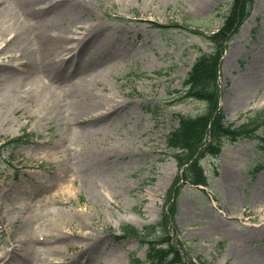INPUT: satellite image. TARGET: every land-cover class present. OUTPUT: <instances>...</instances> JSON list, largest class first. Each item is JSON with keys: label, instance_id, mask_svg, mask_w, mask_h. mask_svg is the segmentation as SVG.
<instances>
[{"label": "rangeland", "instance_id": "rangeland-1", "mask_svg": "<svg viewBox=\"0 0 264 264\" xmlns=\"http://www.w3.org/2000/svg\"><path fill=\"white\" fill-rule=\"evenodd\" d=\"M83 1L86 9L74 20L97 26L101 35L68 54L60 79L40 80L19 53H0L1 141L24 133L34 141L0 149V255L11 233L20 246L11 264H132V257H145L139 240L116 236L125 225L142 230L161 220L177 174L166 136L178 124L177 113L197 115L205 108L180 99L193 62L212 50L196 31L217 30L232 0ZM173 22L188 28L154 26ZM44 26L29 19L19 42L28 40L36 51L34 36ZM227 52L221 105L238 127L264 110V0H255ZM73 60L86 62L89 78L72 73ZM113 101L120 104L116 115L104 109ZM86 102L94 103L88 109L104 103L93 113L109 117H83ZM259 135L264 138L262 130ZM223 144L217 158L203 161L211 183L206 192L182 188L175 232L195 259L201 254L215 257L214 264H264V233L246 236L247 229L264 228V143L243 138ZM72 230L81 235L66 233Z\"/></svg>", "mask_w": 264, "mask_h": 264}, {"label": "trees", "instance_id": "trees-1", "mask_svg": "<svg viewBox=\"0 0 264 264\" xmlns=\"http://www.w3.org/2000/svg\"><path fill=\"white\" fill-rule=\"evenodd\" d=\"M253 2L254 0L232 1L220 31L206 36L214 44V51L199 57L185 79L186 89L183 97L204 101L206 109L197 116L178 115V127L167 137V147L181 172L178 173L167 191V207L158 224L164 227L162 236L157 239L144 240L141 238V232L136 228H125L124 235L141 238L142 242L148 245L145 257V262L148 264H195L191 260L184 259L167 229L169 218L177 212L180 184L208 186L209 179L201 165V159L207 155L216 156L220 152L221 138L227 136L233 142L243 137L258 139L256 131L264 128V112L256 113L247 124L231 129L224 123L225 115L219 108V69L225 42L238 32L241 24L249 16ZM209 138L210 142H208ZM21 143H25L23 137L14 139L9 144L19 145ZM146 229L148 230L149 227ZM201 264L210 263L201 261Z\"/></svg>", "mask_w": 264, "mask_h": 264}, {"label": "bare ground", "instance_id": "bare-ground-1", "mask_svg": "<svg viewBox=\"0 0 264 264\" xmlns=\"http://www.w3.org/2000/svg\"><path fill=\"white\" fill-rule=\"evenodd\" d=\"M38 5H42L43 7L36 8ZM84 9H86V4L83 0H0V35H2L0 40L3 41V45L0 44V53L7 49H11V57H14L15 53H19L18 58L27 59L30 63L28 70L34 73L36 72L40 80L42 78L43 81L45 78L48 79V81L60 79L61 75L59 73L64 72V68L59 72L58 70L60 69V65H64V67L68 65L69 58L71 57H69L68 54H70L72 50H76L84 40H88L89 43H91L99 39L101 35V32L98 30L100 28L97 26L87 28L81 25L82 22L74 20L83 13ZM38 14L44 15L43 20H41ZM31 18L39 19L40 22H45V26L34 36L40 46L36 51L29 49L28 40L22 39L21 42H19L24 30V25ZM60 24L62 25L60 26ZM4 30H6L5 34H3ZM76 33H81V36H75ZM63 38H75L76 42L72 46L58 45L57 42ZM11 43L16 44L13 46L15 49L11 47ZM96 46H98V44ZM96 46L92 50H94ZM92 50L90 53L93 52ZM229 54L230 52H227L224 57L223 68L228 61ZM59 59H62V61L60 62ZM70 69H72V73L81 74L83 76L86 75L87 78L90 76L86 62L73 60L70 64ZM246 82L253 84L256 81L247 79ZM76 85L78 88L84 86H81L78 82ZM56 100L57 97L55 93H51V101L54 102ZM93 104L94 103L86 102V105L82 107V109H84V107L87 106L82 114L83 117L92 118L94 116L96 121H102L109 117L110 113H101L95 116L96 114L93 112L97 108L104 106V103H98L95 108L88 109ZM119 105L118 102L113 101L107 103L104 109L110 108L113 110L112 112H114V115H116L119 111ZM1 224L4 225V223ZM255 232L262 234L264 233V228L247 229L246 236H250ZM66 233L72 236L81 235V233L76 230H72L71 232L67 231ZM85 236L90 238L89 234ZM9 238L10 247L0 255V264H11L12 257L17 258V255H19L14 253L19 246V242L15 240L12 233ZM92 239L94 240V237H92ZM60 263L61 262L55 260L50 264Z\"/></svg>", "mask_w": 264, "mask_h": 264}]
</instances>
